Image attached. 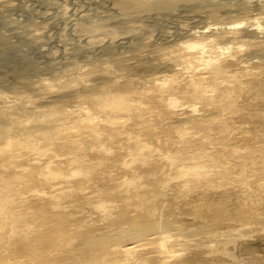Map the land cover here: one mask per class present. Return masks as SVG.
<instances>
[{"label":"bare ground","instance_id":"1","mask_svg":"<svg viewBox=\"0 0 264 264\" xmlns=\"http://www.w3.org/2000/svg\"><path fill=\"white\" fill-rule=\"evenodd\" d=\"M101 1L70 23L81 63L46 66L53 90L0 34V66L20 64L0 89L24 92L0 96V264H264L248 259L264 244V0ZM186 3L231 21L184 28L178 49L174 27L147 35L144 18Z\"/></svg>","mask_w":264,"mask_h":264},{"label":"rangeland","instance_id":"2","mask_svg":"<svg viewBox=\"0 0 264 264\" xmlns=\"http://www.w3.org/2000/svg\"><path fill=\"white\" fill-rule=\"evenodd\" d=\"M96 1L97 3L102 2L101 0ZM96 1L0 0V34H4L5 36L9 37L7 38V44L11 47L10 51L12 57L24 58L31 64L27 68L28 70H30V78L34 82V86L40 88L37 90L38 92L40 90L44 91V89L53 90L52 87H49L45 83L52 80L54 82L56 81L55 73L57 70L51 71L46 69V66L48 64H51V62L58 61L60 59L62 60V62L75 61L81 63V60L85 56L83 54L84 49L82 48L76 51L72 44L76 43V41L82 40L84 36H86V33L83 30L78 29V25L72 26L70 23L72 21H75L73 16L76 15L81 9L86 6H88L87 8L92 9L91 12L93 14L100 13L101 9H104V4L98 3L99 5H97ZM83 4L87 5L83 6ZM192 4H180L181 6H176L170 12L168 11L169 14H166V11L159 13V15L155 14L158 18H156L154 14H152V16H149L150 19L149 17L148 19L147 17L144 18V28L147 27V30L148 28L151 31L154 30V32L147 33V35H153V33H155V30L158 27V24L155 23L158 21L162 23L163 27H174L175 32L178 34V38L176 41L173 42V45L170 46V48L178 49L181 47L182 41L188 38L186 37V34L183 33L184 28L204 27V29H208L211 27H215L217 25V22H219V25H224L225 23H227V21H231V19L225 18L223 15L220 18H211L206 11L207 7L205 5H201L199 8V5L197 3ZM100 5L103 8H101ZM195 5H198V8ZM203 6H205L206 8H203ZM88 17L91 16L85 15L84 19ZM140 23L141 22H134L133 24V22H130L129 25L132 27H137L138 25H140ZM72 27L75 30H73ZM119 30L121 32H127V29L124 26L120 27ZM150 35L149 37L152 36ZM86 49L90 50L91 47L89 46ZM4 54H6V52L0 50V56H3ZM64 54H68L69 56L62 58ZM17 60L8 59L5 64L1 65L2 67L0 66V72L2 70L6 71L7 69H9L7 64L11 65L15 69H19L20 64L16 62ZM126 62L129 63L131 66L141 65L136 59H130ZM79 63H72L67 66H69L70 70L73 72H80V70L76 66V64ZM35 66L36 69H34ZM144 67H147V72L148 70H154L153 68H151V66H147L146 64L138 66L134 69L139 70ZM6 88L8 89H0V96L24 94L19 84L18 86H15V91H12V89H9V87ZM35 100L37 103L41 102V98L39 97H36ZM248 120L251 125H256L255 118L251 117L248 118ZM2 204L3 203H0V205ZM195 208L196 206L188 205L187 207H183L181 211L184 212L183 215H186L189 219H193V212ZM202 210L206 211L207 215L201 216V218L205 220H210L211 222H215L216 220H222L225 217L224 214L218 212L219 209L202 208ZM249 242L251 243V247H255L258 251L255 256L253 257L251 255H248L253 252L252 250L248 249L250 248L249 245L243 246L244 248H239L238 253H245L246 256L248 255L249 261L259 262V260L255 258H264V244L260 243L261 241L259 239L256 241ZM229 245L233 246L234 244L230 242ZM25 249L27 248L25 247ZM18 258H25V256H21ZM194 258L201 257L199 255H196ZM216 258L218 257L210 256V262H215Z\"/></svg>","mask_w":264,"mask_h":264}]
</instances>
